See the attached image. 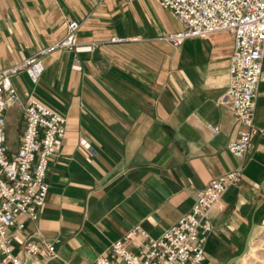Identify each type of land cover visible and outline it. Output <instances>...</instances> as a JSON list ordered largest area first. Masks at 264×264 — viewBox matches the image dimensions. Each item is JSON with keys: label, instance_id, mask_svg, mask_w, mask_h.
<instances>
[{"label": "crops", "instance_id": "1", "mask_svg": "<svg viewBox=\"0 0 264 264\" xmlns=\"http://www.w3.org/2000/svg\"><path fill=\"white\" fill-rule=\"evenodd\" d=\"M69 21L79 24L76 42L94 51L75 62L73 52L56 50L42 57L36 82L24 72L11 78V152L29 98L65 118L38 219H18L23 236L53 244L56 256H21L22 264H93L136 226L156 239L190 212L200 190L241 165V181L210 213L203 264L239 256L250 228L249 244L264 230V138H252L242 161L226 148L240 129L223 101L232 35L174 47L167 38L181 25L154 0H0V71L61 40ZM254 122L264 128V61Z\"/></svg>", "mask_w": 264, "mask_h": 264}, {"label": "built area", "instance_id": "2", "mask_svg": "<svg viewBox=\"0 0 264 264\" xmlns=\"http://www.w3.org/2000/svg\"><path fill=\"white\" fill-rule=\"evenodd\" d=\"M154 1L181 25L180 32L167 38L174 47L187 39L204 38L217 32L232 35L234 44L223 101L230 104L240 129L226 148L235 159L242 161L252 138H264V128L256 127L254 122L264 61V0ZM78 30L77 21H69L61 40L0 71V264H22L21 256L41 255L46 259L56 256L53 244L23 236L25 224L18 219H38L48 195L49 161L58 154L65 135V118L39 100L29 98L22 105L24 127L20 144L11 152L6 147L5 111L8 102L18 100L12 77L24 72L36 82L44 69L42 57L56 50L73 52L75 62L79 53L94 51V45L76 42ZM241 177L240 165L212 180L197 193L190 212L160 237L152 239L136 226L112 243L106 254L93 264H203L205 243L212 231L210 213L227 189L239 184ZM129 244L136 250H130Z\"/></svg>", "mask_w": 264, "mask_h": 264}, {"label": "rangeland", "instance_id": "3", "mask_svg": "<svg viewBox=\"0 0 264 264\" xmlns=\"http://www.w3.org/2000/svg\"><path fill=\"white\" fill-rule=\"evenodd\" d=\"M18 131L11 134L15 141L14 143H17ZM233 264H264V230L258 231L253 235L246 255Z\"/></svg>", "mask_w": 264, "mask_h": 264}, {"label": "water", "instance_id": "4", "mask_svg": "<svg viewBox=\"0 0 264 264\" xmlns=\"http://www.w3.org/2000/svg\"><path fill=\"white\" fill-rule=\"evenodd\" d=\"M252 228L253 227H251L250 230H249V232H248V235H247V238H246V241H245V245H244V249H243L242 253L239 256H237V257L229 260L226 264H230L231 262H233V261H235L237 259H242L244 257L245 252H246V250L248 248V244H249V239H250V235H251V232H252Z\"/></svg>", "mask_w": 264, "mask_h": 264}]
</instances>
